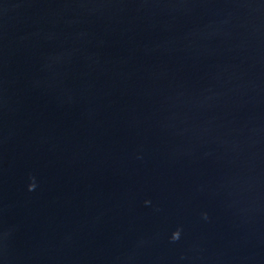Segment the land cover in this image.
<instances>
[{
  "label": "water",
  "instance_id": "obj_1",
  "mask_svg": "<svg viewBox=\"0 0 264 264\" xmlns=\"http://www.w3.org/2000/svg\"><path fill=\"white\" fill-rule=\"evenodd\" d=\"M0 264H264V0H0Z\"/></svg>",
  "mask_w": 264,
  "mask_h": 264
}]
</instances>
